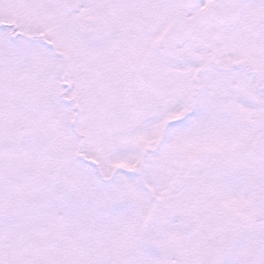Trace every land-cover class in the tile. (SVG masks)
Instances as JSON below:
<instances>
[{
    "label": "snow or ice",
    "instance_id": "snow-or-ice-1",
    "mask_svg": "<svg viewBox=\"0 0 264 264\" xmlns=\"http://www.w3.org/2000/svg\"><path fill=\"white\" fill-rule=\"evenodd\" d=\"M0 264H264V0H0Z\"/></svg>",
    "mask_w": 264,
    "mask_h": 264
}]
</instances>
